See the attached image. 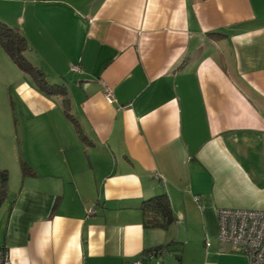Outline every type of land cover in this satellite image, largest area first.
Listing matches in <instances>:
<instances>
[{"label": "crops", "instance_id": "1", "mask_svg": "<svg viewBox=\"0 0 264 264\" xmlns=\"http://www.w3.org/2000/svg\"><path fill=\"white\" fill-rule=\"evenodd\" d=\"M0 10L73 109L21 87L44 122L33 173L3 186L9 264H131L193 239L181 231L201 242L197 264H247L218 241L217 209L264 210V0H0ZM161 193L175 221L146 227L142 201ZM166 248L161 264L179 251L190 264L183 246L165 263Z\"/></svg>", "mask_w": 264, "mask_h": 264}, {"label": "rangeland", "instance_id": "2", "mask_svg": "<svg viewBox=\"0 0 264 264\" xmlns=\"http://www.w3.org/2000/svg\"><path fill=\"white\" fill-rule=\"evenodd\" d=\"M5 4L6 3H4V5ZM6 9L7 13L2 12V14L6 16V18H8L12 23L9 8L6 7ZM23 55L32 64L37 65V62L34 60V56H32L34 55V53L30 49V45L28 44V42L27 48L23 51ZM47 77H49L50 82H54L53 77L49 75ZM27 83L35 85L32 75L21 70L11 59V57L0 47V182L1 178L5 177L6 182L8 180V183L10 184V186L8 184L6 185V188L7 186L10 187L9 189H11V187L16 188L19 180L24 175H27L29 173L26 168H22V163L27 166L28 160L32 157V147L36 145L31 144L30 142L31 137L33 138V131L35 133L37 132V134H40L43 128V116H41L40 119H32L28 114L30 112L28 110L29 108L28 106H26L21 94L19 93L21 87H24ZM65 94L62 92L58 97L62 99L63 108H67L69 114L72 115L73 109L69 101L70 99L68 100L66 97L67 101L65 99L63 100V96H65ZM65 116L67 115L65 114ZM70 122L72 121L70 120ZM52 130L53 129H51V131ZM39 159L40 158L36 157V160ZM3 171H5V175L2 174ZM1 189L2 193L0 192V200L5 197L7 193V189L4 190V187H0V191ZM8 207L9 206H7V208ZM7 208L3 210V214L2 211H0L1 231H3L4 228V219ZM180 234L186 235L188 237L192 236L193 239L190 240L189 238L187 244L170 245L169 253L166 256L165 263L167 259L170 258H172L174 262V253H176L178 250H181V246H183L181 252L182 259L187 260V262H189L190 264H197L194 261H196L197 259V253H199V255L201 253V242H198L194 238V236L196 235L195 232H188L186 234L184 231H181ZM191 241L193 243H191ZM200 259L202 260V258ZM180 264H183L182 260Z\"/></svg>", "mask_w": 264, "mask_h": 264}, {"label": "built area", "instance_id": "3", "mask_svg": "<svg viewBox=\"0 0 264 264\" xmlns=\"http://www.w3.org/2000/svg\"><path fill=\"white\" fill-rule=\"evenodd\" d=\"M72 69L77 70V66L73 65ZM103 94L108 102L113 100L108 86L104 87ZM217 217L218 241L233 244L246 256L247 264H264V210L220 207ZM166 251L163 247L142 251L131 264H161ZM0 264H9L6 250L2 247Z\"/></svg>", "mask_w": 264, "mask_h": 264}, {"label": "trees", "instance_id": "4", "mask_svg": "<svg viewBox=\"0 0 264 264\" xmlns=\"http://www.w3.org/2000/svg\"><path fill=\"white\" fill-rule=\"evenodd\" d=\"M0 47L11 57L21 70L32 75L35 86L40 91L45 94L61 95L62 92L65 94L63 85L50 82L44 69L40 65L32 64L25 58L23 55V51L27 48L25 37L16 28L10 27L2 21H0ZM64 99L66 100V94L63 96V100ZM64 112L70 117L65 107ZM22 168H26L29 173H33L31 167L28 165L25 166L22 163ZM2 174L5 175V171H3ZM5 181V177H2L0 182L1 188L4 186ZM0 192L2 193V189ZM140 209L143 215V224L146 227L167 228L169 224L175 221L170 202L165 193L153 195L143 200ZM175 243L176 241L170 240L168 243L164 244V246L157 245L154 248L163 247L167 250V246L169 247ZM179 252L176 253L178 264H180L181 261Z\"/></svg>", "mask_w": 264, "mask_h": 264}]
</instances>
